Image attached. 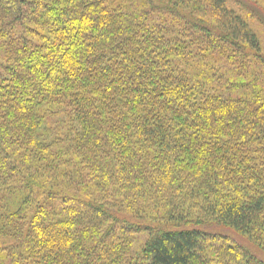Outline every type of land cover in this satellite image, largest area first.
I'll return each instance as SVG.
<instances>
[{"label":"trees","instance_id":"obj_1","mask_svg":"<svg viewBox=\"0 0 264 264\" xmlns=\"http://www.w3.org/2000/svg\"><path fill=\"white\" fill-rule=\"evenodd\" d=\"M249 20L264 0H0V264H264Z\"/></svg>","mask_w":264,"mask_h":264},{"label":"rangeland","instance_id":"obj_2","mask_svg":"<svg viewBox=\"0 0 264 264\" xmlns=\"http://www.w3.org/2000/svg\"><path fill=\"white\" fill-rule=\"evenodd\" d=\"M249 22H250L251 26L253 27V29L255 30V32L258 34V36L261 40V43H262L263 50H264V28L262 26H260L257 22H255L254 20H249ZM0 59H2L1 50H0ZM148 239H149V237L147 234L138 235V236H135L133 238L131 251H132V253L135 254V256L141 253V251L145 247ZM245 244H246V242H245Z\"/></svg>","mask_w":264,"mask_h":264}]
</instances>
